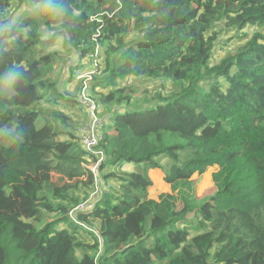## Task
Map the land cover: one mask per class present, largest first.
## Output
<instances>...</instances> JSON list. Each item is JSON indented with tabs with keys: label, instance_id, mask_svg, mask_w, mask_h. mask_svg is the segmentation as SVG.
I'll return each mask as SVG.
<instances>
[{
	"label": "trees",
	"instance_id": "trees-1",
	"mask_svg": "<svg viewBox=\"0 0 264 264\" xmlns=\"http://www.w3.org/2000/svg\"><path fill=\"white\" fill-rule=\"evenodd\" d=\"M37 2L0 0V75L18 73L0 83V127L24 130L18 148L0 137L1 264H264V0H66L78 18L10 21ZM46 29L63 51L42 49ZM221 30L247 41L214 63ZM67 55L107 112L91 150L70 114L86 103L53 80ZM129 78L173 90L136 108ZM93 163L114 183L94 204ZM214 166L199 204L192 180ZM150 170L171 192L151 197Z\"/></svg>",
	"mask_w": 264,
	"mask_h": 264
},
{
	"label": "rangeland",
	"instance_id": "rangeland-1",
	"mask_svg": "<svg viewBox=\"0 0 264 264\" xmlns=\"http://www.w3.org/2000/svg\"><path fill=\"white\" fill-rule=\"evenodd\" d=\"M30 4H25L23 7L17 6L16 3H13V6L9 12L10 21L12 23H19L21 20L25 19L26 17H35L38 20L41 19V14L38 9H32L29 8ZM221 27H218L217 30H220ZM257 31H261L258 27L254 25L247 26L243 33L248 34V39L254 35ZM44 34L51 36V39L49 40L48 44L42 45V49L49 50L53 49L54 46H59L61 48H57L60 51H63L62 49V42L61 40H58L60 38H53V33H51L49 30H44ZM141 38V32L135 31L132 29L130 31V34L126 38L127 44H136L137 41ZM247 41L246 38L241 39L238 34L234 31H227V30H221L219 32V40L215 48L213 61L214 63H218L221 58L227 56L228 54H234L237 50V48L240 45H243ZM57 43V44H56ZM101 52V51H100ZM65 58L56 66V70L53 73V80L57 84V87L62 92H66L68 95H79V99L82 101V103H86V106L90 105L91 107H94L95 104H93V97L95 94L91 91L92 88L88 87L87 84L83 82L82 79L85 77H90L91 72L89 73H81V69H76V66L73 65V69L75 71L69 70V65L71 64V60L75 59L71 55L64 56ZM224 79H220V82L222 83ZM125 85L130 86L133 90V98L132 102L133 105L136 108H143L145 105H147L150 102L156 101L158 95H168L173 90V85L171 82L163 79H149V78H129L124 82ZM224 84V83H223ZM202 85H206L205 83H202ZM84 87V88H81ZM54 97V96H52ZM81 106L77 107L74 110H71V116H74L76 120L75 124V132L76 134L80 135V129L82 131L83 127L85 125H89L92 121V113L89 111L87 107ZM61 108V106L59 105ZM146 107V106H145ZM62 109V108H61ZM94 108H92L93 110ZM96 115L100 118L106 115V110L104 111L102 109H99L98 112H94ZM100 129V127H99ZM66 130H69V127H66ZM73 131V129H72ZM98 132V130H97ZM166 161V158L160 159V162L164 163ZM96 163L90 164L89 166L94 167ZM97 166V165H96ZM133 167V166H132ZM219 168L217 166L208 168L204 174L202 175H195L192 180V186L194 188L197 202L199 204L206 201L207 198H209L211 195L215 192V186L212 179V174L216 172ZM96 175L100 178V181H96V187L97 191L96 194L93 192L92 195H94L92 204L95 203V201L98 199L100 193L104 189H110L114 183L112 181L106 182L99 171V169H96ZM150 177L154 181V186L150 189L151 197L154 199H158V196L160 193L163 192H171L170 185L167 184L164 180V174L162 171L159 170H150L149 171ZM189 218V225L195 226L196 225V219H194L193 216H190ZM52 215H46L43 222H47L50 219H52ZM64 225H60L59 228H62ZM181 226V224H180ZM86 231L81 230L79 234L83 237V240L86 242H92L93 238L85 233ZM194 233V231H193ZM3 257H0V264L2 263Z\"/></svg>",
	"mask_w": 264,
	"mask_h": 264
},
{
	"label": "clouds",
	"instance_id": "clouds-1",
	"mask_svg": "<svg viewBox=\"0 0 264 264\" xmlns=\"http://www.w3.org/2000/svg\"><path fill=\"white\" fill-rule=\"evenodd\" d=\"M66 0H38L35 4H30L29 8L38 9L40 14L47 15L55 18H78L81 13L80 10L74 7L70 2L68 7L62 5ZM13 68L16 66L13 65ZM18 78V73L13 70H9L0 75V83L7 82L8 84H15ZM0 137L6 139L11 147H19L24 141V130L18 125L15 127H0Z\"/></svg>",
	"mask_w": 264,
	"mask_h": 264
},
{
	"label": "built area",
	"instance_id": "built-area-1",
	"mask_svg": "<svg viewBox=\"0 0 264 264\" xmlns=\"http://www.w3.org/2000/svg\"><path fill=\"white\" fill-rule=\"evenodd\" d=\"M87 107H88L89 111L92 113V121L87 127V132H85L82 136V142L86 145L88 150H91L98 143V139L101 136V128L103 126V122H102V119L99 118L96 115V113L93 112V110L95 109V106L91 107L90 105H88ZM92 108H94V109L92 110ZM99 127H100V129H99ZM97 130H98V132H97ZM96 165H94V167H92V166H89V167L94 172L95 177H96V181H100V178L96 175V169L98 168V163H96ZM86 207H87V204L83 203L77 209H86Z\"/></svg>",
	"mask_w": 264,
	"mask_h": 264
}]
</instances>
